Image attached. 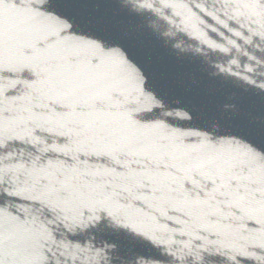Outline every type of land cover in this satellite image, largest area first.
<instances>
[{
    "label": "water",
    "instance_id": "obj_1",
    "mask_svg": "<svg viewBox=\"0 0 264 264\" xmlns=\"http://www.w3.org/2000/svg\"><path fill=\"white\" fill-rule=\"evenodd\" d=\"M0 264H264V0H0Z\"/></svg>",
    "mask_w": 264,
    "mask_h": 264
}]
</instances>
